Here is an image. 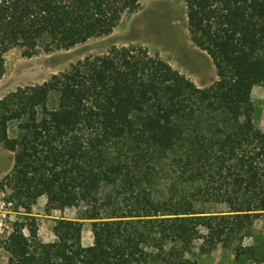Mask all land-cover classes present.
<instances>
[{"label": "trees", "instance_id": "obj_1", "mask_svg": "<svg viewBox=\"0 0 264 264\" xmlns=\"http://www.w3.org/2000/svg\"><path fill=\"white\" fill-rule=\"evenodd\" d=\"M141 1L0 0V80L12 50L30 59L107 37ZM184 4L211 86L145 48L112 47L0 99V149L14 161L0 192L25 213L0 241L7 264H196L195 241L201 254L219 245L235 264L264 263L261 242L243 244L264 216V134L250 100L264 85V0ZM41 197L47 213L83 209L56 220L49 243L31 215ZM199 203L228 212L199 214Z\"/></svg>", "mask_w": 264, "mask_h": 264}, {"label": "rangeland", "instance_id": "obj_2", "mask_svg": "<svg viewBox=\"0 0 264 264\" xmlns=\"http://www.w3.org/2000/svg\"><path fill=\"white\" fill-rule=\"evenodd\" d=\"M129 46L142 47L158 55L198 88H207L217 81L210 58L189 40L184 0H142L138 10L131 15H124L107 37L91 39L67 51L50 54L40 51L30 59L23 57L18 49L9 52L5 57V74L0 80V99L18 88L41 85L51 76L67 71L86 57L105 54L112 47ZM8 134L10 138L15 137V125H10ZM13 162V154L0 149V182L12 170ZM3 199L6 197L0 194V200ZM195 211L204 215H223L227 214L228 208L224 204L199 203ZM82 212V208H71L47 213L46 197H41L32 208L31 215L38 224L39 238L47 242L52 223L56 220L79 221ZM82 223V239L84 246H87L93 241L90 222ZM250 235L251 239H245L244 245L256 243L255 239L264 245V216L254 221ZM200 246L201 241H195L191 256L188 257L196 264H235L232 249L217 245L207 254H201ZM3 253L1 250L0 264H4Z\"/></svg>", "mask_w": 264, "mask_h": 264}, {"label": "crops", "instance_id": "obj_3", "mask_svg": "<svg viewBox=\"0 0 264 264\" xmlns=\"http://www.w3.org/2000/svg\"><path fill=\"white\" fill-rule=\"evenodd\" d=\"M250 100L253 107L252 124L255 128H257L260 132L264 134V85L256 86L253 88L251 92ZM53 225L54 223H52L51 227H49V232H50L49 240L45 243L54 241V236L52 234ZM82 244L84 246L83 239H82ZM91 244L92 243L88 244L85 247H88ZM3 259H4V264H7L8 255L5 252L3 253Z\"/></svg>", "mask_w": 264, "mask_h": 264}, {"label": "built area", "instance_id": "obj_4", "mask_svg": "<svg viewBox=\"0 0 264 264\" xmlns=\"http://www.w3.org/2000/svg\"><path fill=\"white\" fill-rule=\"evenodd\" d=\"M0 194L6 197L3 201L0 200V239L6 240L13 232V225L20 222L23 216H25V213L23 209L16 208V206L7 199L5 193L0 192Z\"/></svg>", "mask_w": 264, "mask_h": 264}]
</instances>
